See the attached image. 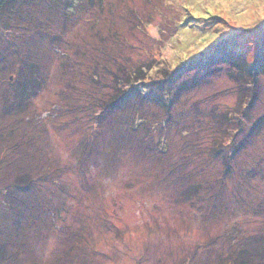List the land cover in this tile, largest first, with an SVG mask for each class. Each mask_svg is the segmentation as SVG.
I'll use <instances>...</instances> for the list:
<instances>
[{"label":"rangeland","instance_id":"rangeland-1","mask_svg":"<svg viewBox=\"0 0 264 264\" xmlns=\"http://www.w3.org/2000/svg\"><path fill=\"white\" fill-rule=\"evenodd\" d=\"M40 3L17 28L16 53L30 51L32 72L30 60L0 64V189L18 188L9 199L21 221L16 235L0 192V242L21 255L17 264H224L236 236L264 232V74L250 89L224 70L198 74L182 94L171 82L232 36L253 60L264 45V0H79L75 14L64 2ZM9 49L0 40V54ZM149 65L127 88L121 73ZM125 90L119 156L108 135L117 112L89 136L94 112ZM162 90L176 91L168 110L141 101ZM8 92L18 94L16 110H4ZM40 176L38 190L30 180Z\"/></svg>","mask_w":264,"mask_h":264},{"label":"trees","instance_id":"trees-1","mask_svg":"<svg viewBox=\"0 0 264 264\" xmlns=\"http://www.w3.org/2000/svg\"><path fill=\"white\" fill-rule=\"evenodd\" d=\"M14 1L15 0H0V18H3V16L6 15L7 12L9 13L7 14L8 16L7 19H0V40L6 42L10 46L9 50L12 52V55H13L12 56L10 54H7L6 56H2L0 54V64L4 62L6 59H9L12 61L13 57L16 58V60H18L20 63L22 62L23 64H26V61L30 60L29 62H27L26 66H27V70L29 72L30 71L32 72L35 65L32 64V55L30 51H27V52L24 51V54L21 51L16 53L17 49H19L18 44H17L18 39L22 38L19 34V29L17 28H20V22H19V20L21 19V18L19 19V17H21L20 14L23 11L25 12V9H28V10L30 8L32 9L33 5H35V7H39L41 4L40 3L41 0H21V3L17 5V8L11 5ZM56 1L64 2L63 3L65 4L64 9L65 10L67 9L66 11L67 13L71 12L72 14H75L76 10L79 9L80 7V4H78L79 0H56ZM27 14H30V12H28ZM21 21L23 20L21 19ZM5 26L9 28H6ZM178 26H181V24H179ZM25 29H28V27ZM29 29H32V28H29ZM39 30L40 29H38V31ZM238 38H239V35L232 36L231 38H228L227 40L225 39L221 40L215 46L216 49H214L215 47H213L212 49L209 50L210 52L214 49L215 53L210 54L209 56L203 57L202 59L198 58L196 60H193V62L190 61L191 63H189V65H187L186 67H182L176 70L173 76L171 77V82L173 83L181 82L180 87H179V93L182 94L184 92L190 91L194 86L190 84L196 83L198 74L203 75V77L209 78L211 74H213V72H220L221 70H224L226 74H228V77L230 80H232L233 82H237L240 85L245 86L247 89H250V88H253V86H256L259 76L264 74V45H261V47L259 48V51H258L259 54L256 55L253 60L248 61V59L244 55L245 53L244 47L247 46V44L244 45L240 41L242 39L239 38L238 40ZM93 55L98 56V57L94 56L96 59H100L104 57L103 51L98 50V49L96 50V52L93 53ZM100 64H101L100 62L97 64L98 68H102ZM195 65L197 66L195 67ZM154 68H155L154 66L149 65V67L146 69H141L139 72H132V73L129 72L127 69H125V73H121V76L124 79L129 78L130 83H126L127 84L126 87L129 88L130 86H132L133 83H138L140 81V78L138 77L139 73L145 74L147 71L153 72ZM104 70L107 72V74L110 75V77L114 76L116 83L119 85V82H120V86L122 87L121 80L123 79L116 77V76H119L117 73L112 74V70H110L107 67H104ZM191 75L194 76V79L189 80L191 78L190 77ZM9 78L11 79V76ZM31 81L32 83H35L34 79H32ZM0 83L2 84V82ZM127 90L122 91L109 104L103 105V107H100L99 110H96V112H94L95 114L93 115L95 121L90 127L91 133H90L89 139L90 137H93V135L97 132L98 128L103 126V123H104L103 118H106L109 112H112V111L117 112L115 115L118 118V125L116 127L113 126L112 131H109L108 135H109V138L111 137L113 149H115L114 152L118 154H119L118 149L120 148H119V143L117 139L119 133L117 132L120 128L121 123L122 124L124 123L126 125L127 124L126 121L129 122L130 120L128 119L129 116L125 115L126 113L128 114L127 108H128V105L130 104V99L128 97L129 93L126 92ZM167 90H162L161 96H157L156 98L154 96L150 97L149 95H146V97L141 98V101L144 99H147L155 103L156 106H159L163 109L168 110L170 108V105L172 104V97L176 93V91L172 92V91H167ZM12 93L13 92H8L7 94L3 96L4 101L7 104L5 105L4 110L5 108H8V109L12 108L16 110L14 107H10V103L15 101L18 94L17 93L12 94ZM136 102L137 100L131 103H136ZM108 105L110 106L108 107ZM142 121L143 120L141 118L138 120L136 119L132 121L131 125L129 124L130 126L129 127L127 126L128 130L130 132H133V131L135 132L138 127H141L142 124H144V122ZM258 129H259V126H258ZM258 129L256 126L254 128L252 126L253 132H257ZM103 131L104 130H98V134H103ZM232 150L233 149L229 147L230 152L229 154L227 153L229 159H231ZM217 154L218 156L220 157L222 156L224 160H226L225 152L217 151ZM233 166H234L233 163L231 164V167L228 164L229 168L233 169ZM46 179L47 178H42L41 176L34 177V179H31L30 182L31 183L34 182V185H35V183L37 182H41V183L45 182ZM53 183L55 185L58 182H53ZM35 186L37 187L38 190L40 189L38 188L39 184ZM5 187L6 186L2 187L1 188L2 190L0 189V192L2 194L9 195V197H7L3 203L6 206H8L9 209L11 208L13 209L12 210L13 220H14V226H15L14 233L18 235L19 234L18 228L21 227V221L19 220V216H18V205H17L18 203H15L14 201H12L13 199L12 200L9 199L10 198L9 193L11 192V190L12 189L17 190L18 188L16 187V185H13L12 189H7ZM31 189L32 187L20 188V191H28ZM17 201H18V197H17ZM259 212L260 210H258V212L256 211V213H252V216L254 217L258 216ZM37 219L38 217L36 216L35 217L36 222H37ZM255 231H257L258 233H255ZM255 231L244 233L242 238L236 236V242L239 244H236V246L235 245L232 246V252L234 254H232L230 258L224 264H264V232H261V231L259 232L258 229H256ZM1 243L2 242H0V264H17V262L18 263L23 262V258L21 257V255L19 256L20 259H18L19 257L17 255L18 254L17 252L8 250V248L1 245ZM235 248H237V251H234ZM35 264H38V263L36 262Z\"/></svg>","mask_w":264,"mask_h":264}]
</instances>
